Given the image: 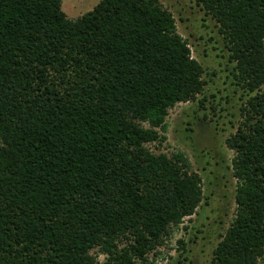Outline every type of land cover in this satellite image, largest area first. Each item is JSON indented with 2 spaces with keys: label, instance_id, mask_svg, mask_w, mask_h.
Masks as SVG:
<instances>
[{
  "label": "trees",
  "instance_id": "16d2710c",
  "mask_svg": "<svg viewBox=\"0 0 264 264\" xmlns=\"http://www.w3.org/2000/svg\"><path fill=\"white\" fill-rule=\"evenodd\" d=\"M200 1L250 95L245 123L227 140L237 211L213 264H256L264 0ZM62 2L0 0V264H144L204 197L183 153L147 144L166 139L169 110L196 99L205 70L158 0H100L77 19Z\"/></svg>",
  "mask_w": 264,
  "mask_h": 264
},
{
  "label": "rangeland",
  "instance_id": "374dc122",
  "mask_svg": "<svg viewBox=\"0 0 264 264\" xmlns=\"http://www.w3.org/2000/svg\"><path fill=\"white\" fill-rule=\"evenodd\" d=\"M158 1L173 14L178 32L189 43L192 57L203 65L205 84L196 99L177 103L169 110L167 129L161 132L166 139L147 146L156 154L183 153L191 171L202 177L204 197L196 213L173 226L164 241L147 255L144 264H213L214 249L237 211L238 179L232 164L237 152L228 146L227 140L245 123L250 95L231 73L230 52L217 21L206 13L202 2ZM99 2L63 0L62 8L69 18L77 19ZM260 91L264 92V85ZM127 242L123 239L120 245ZM92 253L101 263L107 260L99 247ZM256 264H264V255Z\"/></svg>",
  "mask_w": 264,
  "mask_h": 264
}]
</instances>
